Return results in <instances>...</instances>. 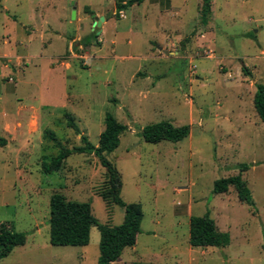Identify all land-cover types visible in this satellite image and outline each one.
I'll return each instance as SVG.
<instances>
[{"label": "rangeland", "instance_id": "374dc122", "mask_svg": "<svg viewBox=\"0 0 264 264\" xmlns=\"http://www.w3.org/2000/svg\"><path fill=\"white\" fill-rule=\"evenodd\" d=\"M116 1L125 0H0V223L26 234L0 264H97L95 226L87 245L50 244L49 198L89 202L99 223L120 224L123 208L100 195L104 167L84 153L50 173L42 162L81 134L97 145L106 113L126 129L105 158L122 200L143 212L136 243L112 264H264V123L253 107L264 86V0H212L206 24L201 0H143L124 16ZM162 120L189 135L144 141L142 127ZM239 173L253 206L233 186L212 192ZM206 212L227 246L189 245V216Z\"/></svg>", "mask_w": 264, "mask_h": 264}, {"label": "trees", "instance_id": "16d2710c", "mask_svg": "<svg viewBox=\"0 0 264 264\" xmlns=\"http://www.w3.org/2000/svg\"><path fill=\"white\" fill-rule=\"evenodd\" d=\"M143 0L116 1L115 15L133 4H139ZM212 0H201L199 9V20L206 24L211 13ZM89 43L88 37L84 38L83 44ZM243 74H248L245 66L241 67ZM253 107L260 121L264 123V86L257 84L253 96ZM67 126L73 128L77 133L79 129L73 122L69 113H66ZM104 127L99 134L97 145L92 144L86 135H80V145L71 148L60 146L56 155L48 162H42L44 173H50L60 169L65 159L73 153L93 154L98 158L105 169V186L100 192L106 203L113 202L124 210L123 220L118 225H107L99 223L91 212L89 202L67 200L63 194L54 192L49 198V242L52 245L84 246L89 242L91 227L95 226L99 232V256L97 264H110L117 260L127 246L136 243L137 235L140 233V225L143 217L139 203H125L121 196L120 173L114 163L105 158V153L112 152L119 145V136L126 129L124 124L118 122L110 113L104 116ZM190 133L189 125L175 126L167 120L150 123L142 127L140 135L149 143H157L161 140L176 142L187 137ZM54 139L53 133H48ZM0 144L4 139L0 138ZM247 168L242 165L240 171ZM228 186H233L240 201L253 206L254 201L249 188L237 175L222 177L214 181L212 192H226ZM26 234L8 227L6 223H0V259L7 256L14 246L25 243ZM230 242L227 232L220 231L215 221L206 212L203 215L189 216L188 243L192 247H224Z\"/></svg>", "mask_w": 264, "mask_h": 264}, {"label": "water", "instance_id": "95a60500", "mask_svg": "<svg viewBox=\"0 0 264 264\" xmlns=\"http://www.w3.org/2000/svg\"><path fill=\"white\" fill-rule=\"evenodd\" d=\"M104 20V17L103 16H100V17H95V20L93 21V24H92V27H100L101 25V21ZM99 32V31H98Z\"/></svg>", "mask_w": 264, "mask_h": 264}, {"label": "crops", "instance_id": "0c3cea01", "mask_svg": "<svg viewBox=\"0 0 264 264\" xmlns=\"http://www.w3.org/2000/svg\"><path fill=\"white\" fill-rule=\"evenodd\" d=\"M115 261H120V257H119L117 260H115ZM115 261H113V262H115ZM113 262H111V264H112ZM122 264H125V263L122 262Z\"/></svg>", "mask_w": 264, "mask_h": 264}, {"label": "built area", "instance_id": "2783aa9c", "mask_svg": "<svg viewBox=\"0 0 264 264\" xmlns=\"http://www.w3.org/2000/svg\"><path fill=\"white\" fill-rule=\"evenodd\" d=\"M120 12H121V16H124L123 12L122 11H120Z\"/></svg>", "mask_w": 264, "mask_h": 264}]
</instances>
